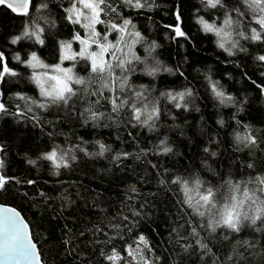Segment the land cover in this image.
<instances>
[{"label":"trees","instance_id":"trees-1","mask_svg":"<svg viewBox=\"0 0 264 264\" xmlns=\"http://www.w3.org/2000/svg\"><path fill=\"white\" fill-rule=\"evenodd\" d=\"M112 2L136 25L129 31H139L146 38L135 46V52L150 66L159 61L160 71L155 77L139 71L143 64L135 62L138 71L131 82L148 86L151 96L158 98L160 118L150 130L149 126L130 121L127 108L119 114L112 113L111 105L102 101L91 107L104 112L107 118L85 123L89 113L84 109L90 107L88 97L73 98L74 110L50 107L45 111L32 105L33 112L27 118L13 115L17 104L24 105L16 93L41 99L29 79L32 70L13 59L16 53L26 60L31 51H36L46 64L54 65L60 58L58 41L71 40L74 31L83 36L84 31L65 19L63 9L69 7L68 0H32L34 6L48 5L39 13L34 7L30 9L33 16L45 18L39 20L45 29V44L25 39L13 45L11 38L23 31L29 17L0 6V51L8 66L18 73L0 83V92L4 93L0 101L9 108L7 114L0 115V145L5 149L0 158L4 160L2 171L20 181L0 191V202L22 213L45 264H111L102 253L111 254L115 248L126 255L125 246L135 247L141 234L152 249L151 253L145 250V254L151 256L154 264H264V225L258 222L255 226L261 231L246 226L240 234L227 229L211 233L201 228L199 237H193L186 221L191 218L198 224L199 218L191 216V210L182 203L180 186L172 183L177 176L191 179L199 175L220 185L228 179L240 181L264 175V62L257 59L264 55V42L234 35L246 50L233 49L234 55L229 56L217 47V37L204 32L197 22L203 17L220 26L223 9L206 8L201 0H147L143 9L123 5L122 0ZM224 3L231 8L234 0ZM177 10L181 12L180 27L185 37H176L173 30ZM102 18L112 22L118 19L112 15ZM247 23L237 31H247ZM103 27L97 25V30L103 31ZM109 39L114 40L115 34ZM152 42L157 47L149 55L146 50ZM165 68L173 71H164ZM76 72L87 77L86 63L79 62ZM216 81L218 90L232 97L231 101L221 103L215 96L211 82ZM99 83L93 75L89 92ZM189 89L192 95L186 97L187 110L175 108L160 96V92ZM32 115H37L39 124L30 118ZM245 125L257 138L256 145L237 144L235 134H246ZM165 138L166 145H161ZM97 140L110 146L103 156H86L76 147L97 152ZM53 145L71 149L70 155L76 159L69 160V167L54 169L50 161L40 158ZM165 146L172 151L164 153ZM124 152L131 155L114 159ZM29 160L36 164H29ZM29 180L35 183H27ZM133 212L139 215L134 216ZM124 216L129 219L124 221ZM197 239L211 251L197 245ZM243 240L254 247L246 248L237 242Z\"/></svg>","mask_w":264,"mask_h":264},{"label":"snow or ice","instance_id":"snow-or-ice-1","mask_svg":"<svg viewBox=\"0 0 264 264\" xmlns=\"http://www.w3.org/2000/svg\"><path fill=\"white\" fill-rule=\"evenodd\" d=\"M68 3L69 7L63 9L66 14L65 19L74 26L78 25L84 31V35L82 36L79 31H74L71 40L58 41L60 58L59 62L54 65L46 64L36 51H31L26 60H22L20 54L16 53L13 59L32 70L29 79L36 85L41 99L16 93L15 95L24 101V105L17 104V111L12 114L27 118V114L33 112L32 105L45 111L50 107L74 110L73 98L85 100V97H88L86 102L90 104V107L84 109L89 113L85 123L88 120L98 122L107 118L104 112L95 111L91 107L103 101L111 105L112 113L119 114L127 108L130 121L134 120L137 124L149 126L151 130L155 126V121L160 118L159 100L151 96L148 86L135 85L131 82L132 76L138 71L135 62L143 64L139 71L147 76L155 77L160 71L159 61L150 66L145 58L134 50L135 46L142 44L146 38L139 31H129L130 27L135 29L136 25L130 17H124L118 6H114L112 0H68ZM122 3L135 9H143L147 0L144 2L142 0H122ZM201 3L209 9H223L220 26H217L215 20L209 23L203 17H200L197 22L204 32L213 33L217 37V47L224 49L229 56L234 55L233 49L246 50L240 46L238 39L233 38L234 35L244 40L264 42V0H234L231 8L224 3V0H201ZM0 6H6L17 15L29 17L24 24L23 31L11 38V44L15 45L25 39L32 40L41 46L45 44L42 38L45 29L39 23V20L45 18L33 16L30 9L34 7L35 12L39 13L48 7L47 3L34 6L32 0H0ZM109 15L118 18L117 22L102 18V16L108 17ZM175 17L177 21L173 28L175 36L185 37L186 33L180 27L181 12L179 10L175 13ZM245 21L248 22L247 31H237L241 25L245 24ZM253 24L256 26L253 27ZM97 25L104 26L103 31H98ZM113 34H115V39H109ZM126 37H131V40L129 41ZM73 43L79 45L78 51L73 49ZM155 47L157 45L152 42L146 50L149 55H151V49ZM257 59L264 62V55H259ZM66 61L69 62L68 67L63 66ZM81 61L87 65V77L76 72L77 64ZM117 70H119V75ZM164 71L172 72L173 70L165 68ZM17 75L18 73L8 66L4 52L0 51V83H3L6 77ZM93 75L99 78L100 83L97 88L89 92L88 83ZM218 85V81L211 82L215 96L220 99L221 103L231 101L232 97L225 96L223 91L218 90ZM74 86L84 87L78 89ZM105 92L108 95H105ZM3 95L4 93L0 92V98ZM191 95L190 89L185 92H160V96L166 97L175 108L185 110L188 107L186 97ZM90 97H96V99L92 101ZM8 112L9 108L6 103L0 101V115ZM30 118L39 124L37 115H32ZM219 123L223 125L224 122L221 120ZM245 128L247 129L246 134L239 132L235 134L237 144H243L244 147L256 145L258 141L252 134V129L247 125ZM160 143L166 145V138ZM96 144L99 146L98 151L91 153L80 148L79 145L76 147L86 156H103L106 151H110L109 145L99 140ZM4 150V146L0 145V152ZM162 150L164 153L172 151L167 146ZM70 152L71 149L65 150L59 145H53L50 151L41 153L40 158L50 161L54 169L67 168L70 166L69 160L76 159V156L70 155ZM121 155L127 157L131 153L118 154L114 159L119 160ZM28 162L36 164L35 160ZM247 167L252 168L253 165L248 164ZM3 168L4 160L0 158V191L5 190L9 184L20 182L18 178L6 175L2 171ZM27 183L33 184L35 181L29 180ZM172 183L180 186L184 195L182 203L191 210V216L199 218L198 224H194L191 218L186 221L191 229L190 235L193 237H199L198 229L201 228H206L211 233H215L217 229H227L229 233L235 234H240L246 226L253 227L255 231L262 230L255 226L258 222L264 225V175L240 181L228 179L220 185L205 181L199 175H193L191 179L177 176ZM132 215L138 216L139 213L133 212ZM123 219L127 221L129 218L124 216ZM112 227L119 228L120 226L112 225ZM237 242L242 243L246 248L254 247V244L248 240ZM196 243L206 251H211L207 244L201 243L200 239H197ZM140 245H143V248ZM145 250L148 253L152 251L148 240L141 234L135 247L131 244L125 246L126 255H121L115 248L111 250V254L102 253V255L111 264H116L117 261L123 264H154L151 256L145 254ZM0 264H44L37 245L32 239L28 224L15 208L4 204H0Z\"/></svg>","mask_w":264,"mask_h":264},{"label":"water","instance_id":"water-1","mask_svg":"<svg viewBox=\"0 0 264 264\" xmlns=\"http://www.w3.org/2000/svg\"><path fill=\"white\" fill-rule=\"evenodd\" d=\"M0 204H4V203L0 202ZM4 205H6V206H8V207L15 208V207H13V206H11V205H8V204H4ZM15 209H16V208H15ZM16 210L20 213V215H21V217L24 219L25 223L28 224L27 220L24 218V216L22 215V213H21L18 209H16ZM28 226H29V224H28ZM29 230H30V233H31L30 226H29ZM31 235H32V233H31ZM32 239H33L34 243L36 244V242H35V240H34L33 237H32ZM36 245H37V244H36ZM37 249H38V251H39L38 245H37ZM39 252H40V251H39ZM44 264H45V263H44Z\"/></svg>","mask_w":264,"mask_h":264},{"label":"rangeland","instance_id":"rangeland-1","mask_svg":"<svg viewBox=\"0 0 264 264\" xmlns=\"http://www.w3.org/2000/svg\"><path fill=\"white\" fill-rule=\"evenodd\" d=\"M82 35V34H81ZM73 49L74 50H79V45L77 44L76 46L75 45H73ZM70 54V53H69ZM69 66V63H68V65H66V66H64V67H68ZM140 247H142V246H140ZM130 259V258H129Z\"/></svg>","mask_w":264,"mask_h":264}]
</instances>
